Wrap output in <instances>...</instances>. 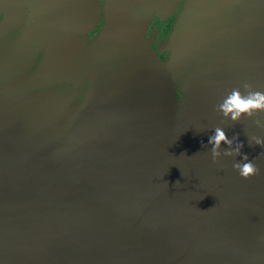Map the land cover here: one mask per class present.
<instances>
[{
  "label": "water",
  "instance_id": "water-1",
  "mask_svg": "<svg viewBox=\"0 0 264 264\" xmlns=\"http://www.w3.org/2000/svg\"><path fill=\"white\" fill-rule=\"evenodd\" d=\"M44 1L29 30L53 27L72 36L98 22L99 0H0V37L20 20L25 5ZM177 1L104 0L102 27L87 51L95 61L106 59L111 75L106 79L93 71L88 96L66 117L43 118L47 128L17 132L11 140L3 123L20 119L13 111L24 106L0 108V264H264V154L259 155L264 149L249 146L250 137H264L253 122H264V113L233 123L216 111L232 89L244 91V82L264 91V0H190L173 30L174 53L166 66L145 32L155 10L171 9ZM106 6L113 12L109 22ZM204 50L209 55L197 84ZM14 52L10 45L0 49V58L8 60L0 59L4 88L15 77L12 70L4 72L14 64ZM181 59L190 71L189 104L176 116L170 68ZM137 92L156 119L148 137L143 134L142 143L127 148L139 168H114L116 188L106 187L109 164L123 165L117 156L107 157L106 146L118 143L114 131L126 132L122 108ZM112 113L116 118L108 119ZM127 114L141 126L147 121L133 110ZM132 126L131 134H137ZM216 127L229 138L238 135L258 175H238L232 165L239 156L222 154L213 162L208 139ZM88 144L89 176L98 177L104 192L115 189L118 195L111 199L118 208L113 232L81 192V158ZM226 148L221 145V153Z\"/></svg>",
  "mask_w": 264,
  "mask_h": 264
},
{
  "label": "flooded vegetation",
  "instance_id": "flooded-vegetation-1",
  "mask_svg": "<svg viewBox=\"0 0 264 264\" xmlns=\"http://www.w3.org/2000/svg\"><path fill=\"white\" fill-rule=\"evenodd\" d=\"M45 3L46 1L43 4ZM103 3L104 0H99L100 15L96 25L83 33H73L72 36L69 34L61 36L62 31L53 27L42 28L38 32L29 30L36 7L25 5L20 20L0 37V49L4 45H10L15 51L14 64L4 70L5 73L8 70L14 71L12 75L15 77L10 83L12 86L4 88L0 83V108L4 111L6 106L13 107L12 103L15 107L24 106L13 111L19 114L20 119L3 123L7 134L13 133L11 140L14 133L41 132L47 128L43 118H62L72 112L88 96L94 78L93 71L96 74L102 72L106 79L111 75V65H108L107 60L105 59L106 62L103 63L100 60L95 61V58H90L87 51L102 27ZM58 8L67 15L70 13L67 6L59 5ZM3 16L0 13V21ZM145 36L152 40L151 46L155 48L154 41L158 38L154 36L151 26ZM69 43L73 45L65 48ZM30 49H33V53L31 60L27 62ZM0 59L8 61L4 55ZM20 66L21 73L19 71L16 73Z\"/></svg>",
  "mask_w": 264,
  "mask_h": 264
},
{
  "label": "bare ground",
  "instance_id": "bare-ground-1",
  "mask_svg": "<svg viewBox=\"0 0 264 264\" xmlns=\"http://www.w3.org/2000/svg\"><path fill=\"white\" fill-rule=\"evenodd\" d=\"M206 53H207V58H208L209 53L208 51L204 50V52H202V54L200 55V58L197 64V70H196V83L197 84L199 83L200 78L202 79V81L204 79V72H205V67H206V65L204 67V64H205L204 60L206 57ZM122 110H124L127 113H129L130 110H133L134 113L138 117L144 118V120H147V121H145L144 125L141 126L139 119L134 118L130 114L126 113V115L124 116L125 117L124 122L126 123L124 128H126V132L123 130L122 131L120 130L119 133L117 131L116 132L114 131V136L117 137L118 143L114 145L111 149H110L111 146L110 147L108 145L106 146L107 149L109 148L107 157L117 156L118 158L117 163L123 164V165L109 164V166L112 167L110 169L112 174L108 175L109 177L105 181H103V184L106 187L109 186L111 188H116L115 182L117 181V177H115L113 173L114 168L120 171L124 170L125 167L127 171H129V169L131 168H134V170H137L139 168L138 163L136 164L135 161L130 162L134 158V152L129 151L127 148H130L131 143L134 141L136 143L138 142L142 143V140H141L142 135L145 134V138L148 137L151 125L154 123L156 119V115L154 114V112H152L151 109H149L146 99L144 98V95L140 92H137L135 96L128 98V101L123 105ZM111 117L112 119L116 118V114H113V113L110 114L108 119H110ZM133 124H135L137 127V130H138L137 134H131L132 129H133V126H132ZM96 132L94 131V133ZM94 133L92 134V136H94ZM111 133L113 134V128H112ZM91 137L89 138V140L91 139ZM93 140H95L94 137H93ZM106 143L110 144L109 141H107ZM90 146L92 147V145L90 144L86 145V147L84 148L85 150H84L83 156L81 158V166H80V174H79V183L81 187V192L83 196L87 198V200L90 201L96 207L97 211H99L103 221L106 224L105 226L109 230V232L110 231L113 232L115 229H118L115 224L118 208L112 202L111 199H114V197H117L118 195L114 193L115 189L114 190L108 189L110 191L104 192L99 187L101 186V182L99 181L98 177H94L91 179V176H89L88 173H89V163H90V158H89ZM91 170H94L93 166L91 167ZM121 182H122V176H121L119 185ZM92 186H94V188L95 186H97L100 188V190H97V193H96V190L94 191L92 190L93 188ZM129 194H130L129 191L124 193L125 196H128ZM98 195L103 196V198L105 199H102L100 197L98 198ZM105 205H106V208H105ZM141 247L146 248L147 245L141 244Z\"/></svg>",
  "mask_w": 264,
  "mask_h": 264
},
{
  "label": "clouds",
  "instance_id": "clouds-1",
  "mask_svg": "<svg viewBox=\"0 0 264 264\" xmlns=\"http://www.w3.org/2000/svg\"><path fill=\"white\" fill-rule=\"evenodd\" d=\"M243 92L240 88L232 89L222 102L216 105V111L222 114L224 120L230 119L233 123H238L242 118H253L258 113H264V91L255 90L253 85L244 82L242 84ZM255 125L264 130V122L260 119L253 121ZM208 145L211 146V157L215 163L223 154L227 157L239 156L241 159L233 163L232 167L244 179L258 175L259 167L250 159L249 155L242 152L243 142L239 141L238 135L232 138L226 134L221 127H216L213 134L208 139ZM221 145H227V148L221 153ZM258 145L264 149V137L252 136L249 138V146ZM264 154L261 152L259 155ZM179 181L176 182L178 184Z\"/></svg>",
  "mask_w": 264,
  "mask_h": 264
},
{
  "label": "rangeland",
  "instance_id": "rangeland-1",
  "mask_svg": "<svg viewBox=\"0 0 264 264\" xmlns=\"http://www.w3.org/2000/svg\"><path fill=\"white\" fill-rule=\"evenodd\" d=\"M189 1L190 0H178L173 4L171 9H168V6H162V8H159V10L154 11L150 23L148 24L146 32L151 26L154 31V36L158 38L154 41L156 47L153 48V50L157 53L158 57L166 66H168V62L171 60L174 53V43H172L173 30L179 22L181 15ZM40 8H44V4L36 6V9ZM112 14V9L109 6H106L105 15L108 22L112 19ZM146 39L151 45L152 40L150 41V39L147 37ZM181 60V62L179 61V66H176L172 69L170 68V73L175 83L177 97L176 116L184 113L187 110L189 104L188 83L190 71L188 72L187 64H181L184 63L183 61L185 60ZM179 74L181 75L180 78H178ZM74 225L75 224L72 225V229H74Z\"/></svg>",
  "mask_w": 264,
  "mask_h": 264
},
{
  "label": "crops",
  "instance_id": "crops-1",
  "mask_svg": "<svg viewBox=\"0 0 264 264\" xmlns=\"http://www.w3.org/2000/svg\"><path fill=\"white\" fill-rule=\"evenodd\" d=\"M66 65V64H65Z\"/></svg>",
  "mask_w": 264,
  "mask_h": 264
}]
</instances>
